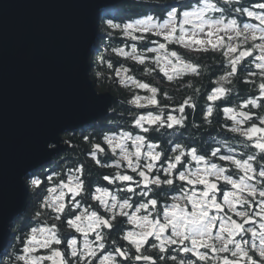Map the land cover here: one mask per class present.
I'll return each mask as SVG.
<instances>
[{
    "label": "snow or ice",
    "instance_id": "1",
    "mask_svg": "<svg viewBox=\"0 0 264 264\" xmlns=\"http://www.w3.org/2000/svg\"><path fill=\"white\" fill-rule=\"evenodd\" d=\"M239 3L223 0L224 5ZM228 11L218 0H196L170 6L162 20L144 15L122 24L113 19L103 23L107 29H119L131 41H147L141 52L135 43L130 52L123 47L112 51L145 66L147 75L158 72L169 83L187 76L199 77L202 72L200 64L175 49L219 54L225 71L212 81L215 87L206 96V122L213 116V105L228 98L232 89L226 85L233 84L243 66L248 78L242 82L254 85L258 94L236 107L220 110L231 121L227 130L243 138L244 146L253 151L241 154V158L232 154L231 147L228 154L220 147L201 154L196 146L179 142L165 151L146 134L184 128L186 109L196 110L193 97L184 98L165 114L159 99L161 89L129 75L128 67L116 68L121 86L148 93L134 95L128 103L137 109L158 111L135 116L133 127L142 134L121 131L103 136L106 148L100 143L92 145L91 160L101 168L115 170L102 179L117 189L95 187L91 199L98 208L83 207L76 199L85 193L83 164L69 169L67 180L59 183L53 182V175L46 176L52 186L41 178L29 182L27 170L19 174L17 183L22 191L39 196L46 190L41 208L53 213V220L65 224L69 231L62 235L55 222L30 227L15 264H264V0L230 10L255 23H241L236 16L229 18ZM107 67L112 69V63ZM256 76L258 83L251 79ZM193 90L200 92L199 88ZM164 96L172 99L167 92ZM43 147L54 149L56 145L46 141ZM107 152L114 158L110 163L100 158ZM3 170L0 166V172ZM161 195L165 197L163 203ZM114 233L119 234V240L111 238Z\"/></svg>",
    "mask_w": 264,
    "mask_h": 264
},
{
    "label": "water",
    "instance_id": "2",
    "mask_svg": "<svg viewBox=\"0 0 264 264\" xmlns=\"http://www.w3.org/2000/svg\"><path fill=\"white\" fill-rule=\"evenodd\" d=\"M127 1L0 0V261L30 206L19 174L30 180L70 149L63 135L108 117L120 101L98 91L90 54L103 11Z\"/></svg>",
    "mask_w": 264,
    "mask_h": 264
},
{
    "label": "trees",
    "instance_id": "3",
    "mask_svg": "<svg viewBox=\"0 0 264 264\" xmlns=\"http://www.w3.org/2000/svg\"><path fill=\"white\" fill-rule=\"evenodd\" d=\"M195 2L196 0H130L115 8L103 11L99 26V36L90 54V61L92 64L91 78L95 82L99 92H110L119 98L120 101L114 105L108 117L78 132L63 135L70 144V149L60 155L51 164L35 172L32 178H41L45 181V184H48V181L45 179L46 176L53 175V182L59 183L60 180H67L69 169H75L83 164L85 170L82 179L85 183V193L76 199L83 207L89 208H98L97 202L91 199L95 187L100 186L107 187L113 191L117 190L115 185H108L107 182L102 179L103 175H111L115 170L107 167L101 168L91 160L89 153L92 145L100 143L106 148V146L103 145V136L119 134L121 131H129L134 135L142 134L138 129L133 127L132 122L135 116L137 114H146L148 111L154 113L158 111V109L155 108L137 109L135 106L128 103L134 95L138 94L144 96L148 93L139 89L121 86L115 76V69L121 66L131 69L129 75L161 89L159 99L165 114L168 113L170 107L178 105L184 98L188 96L193 97L196 110L186 109L188 120L184 128H176L173 130L164 129L159 133L150 131L146 134L149 140L159 142L162 149L165 151L177 142L183 143L188 147L196 146L201 154H207L216 147H220L222 152L225 153L228 152L229 147H231L233 149L232 154L237 155V158H241V154H248L253 151L244 146L243 138L227 130L228 127H231V121L226 120L220 110L225 106L236 107L244 99L258 94L254 85L242 82L248 78L247 72L243 70V66L238 76L234 78L233 84L226 85V87L232 89L228 98L223 101H217L216 104L213 105L215 109L213 116L210 118V122H206L203 120L204 110L209 106L206 96L212 88L215 87L212 81L225 71V69H221L222 57H220L219 54H193L185 52L183 49H175L186 58H190L194 62L200 64L202 66V72L199 77L187 76L174 83H169L158 72L147 75L144 72L145 66L138 65L131 59L117 56L112 51L114 48L123 47L125 51L130 52L132 44L135 43L138 52H141L145 50L147 41H131L125 38L119 29H107L103 20L113 19L115 23L122 24L131 19L142 18L144 15H154L156 18L162 20L170 6ZM255 2H258V0H240L239 5H224L223 0H218L220 6H224L229 10L226 12V15H228L229 18L236 16L241 23H255V21H251L247 17L237 16L230 11L231 8L235 6H250ZM150 39L156 38L150 37ZM147 46L152 45L148 44ZM147 55L151 57L154 54L148 53ZM108 63H112V69L107 67ZM148 66L154 67V65L151 64ZM252 70L255 71L254 68ZM251 79H255L257 83L259 82V76ZM189 84L193 85V87H188ZM194 88H199L200 92H194ZM164 92H167L168 96H171L172 99L168 100L164 96ZM252 111L256 112L258 110L252 109ZM84 137H88V139L85 140ZM100 158L102 162L108 163L114 159L111 157L110 152L101 154ZM244 158H246V155ZM215 162L221 163L218 159H216ZM48 186L52 185L48 184ZM178 186L177 184V187ZM30 192L29 209L13 223L14 235L5 255L1 259L3 264H15L14 258L17 254H22L21 250L23 245L21 241L25 238V233L30 227L43 225L44 223L50 225L55 222L59 225L62 235L67 234L69 231L65 224L53 220V213L41 208L42 199L47 194L46 190L41 192L39 196L32 191ZM120 195L123 196L124 194L120 193ZM67 199L70 201L71 198L68 197ZM134 199L137 198L134 197ZM160 200L163 203L165 197L161 195ZM100 211L103 214V210L100 209ZM37 212H40L41 215L37 216ZM21 229H23V231ZM105 232H107V230H105ZM111 238L119 240V234L114 233Z\"/></svg>",
    "mask_w": 264,
    "mask_h": 264
},
{
    "label": "flooded vegetation",
    "instance_id": "4",
    "mask_svg": "<svg viewBox=\"0 0 264 264\" xmlns=\"http://www.w3.org/2000/svg\"><path fill=\"white\" fill-rule=\"evenodd\" d=\"M66 141H67V139H66ZM225 154H228V152H225ZM104 214V213H103ZM126 226V228H130L131 226L130 225H125ZM149 255H156V253L155 252H149L148 253Z\"/></svg>",
    "mask_w": 264,
    "mask_h": 264
},
{
    "label": "rangeland",
    "instance_id": "5",
    "mask_svg": "<svg viewBox=\"0 0 264 264\" xmlns=\"http://www.w3.org/2000/svg\"><path fill=\"white\" fill-rule=\"evenodd\" d=\"M191 53V52H190ZM193 54H196V53H193ZM63 138H64V140H65V143H68L67 141H66V138L63 136Z\"/></svg>",
    "mask_w": 264,
    "mask_h": 264
}]
</instances>
